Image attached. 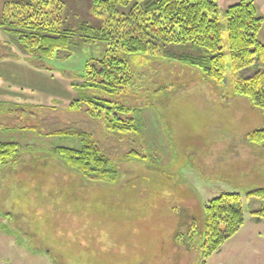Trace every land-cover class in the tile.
Masks as SVG:
<instances>
[{
    "label": "rangeland",
    "instance_id": "obj_1",
    "mask_svg": "<svg viewBox=\"0 0 264 264\" xmlns=\"http://www.w3.org/2000/svg\"><path fill=\"white\" fill-rule=\"evenodd\" d=\"M28 1L0 0V141L19 144L0 165V264H264V214L252 213L264 198L248 196L264 188V140L250 138L264 109L234 88L226 21L241 0L218 2L223 82L181 61L200 49L170 44L126 55L132 73L117 94L88 88L129 108L136 129L124 133L69 106L84 96L88 60L115 55L107 15L96 0H59L54 33L71 43L52 42L49 56L28 45L26 26L3 23L6 8L18 16ZM255 4L264 18V0ZM67 129L92 136L113 179L89 178L54 151L84 145L85 136L53 134ZM228 191L242 194L244 224L204 257L205 206Z\"/></svg>",
    "mask_w": 264,
    "mask_h": 264
},
{
    "label": "trees",
    "instance_id": "obj_2",
    "mask_svg": "<svg viewBox=\"0 0 264 264\" xmlns=\"http://www.w3.org/2000/svg\"><path fill=\"white\" fill-rule=\"evenodd\" d=\"M218 2L219 0H96L95 12L107 15L106 38L109 39L111 48H114L115 55L88 60L85 73L79 75L84 78L83 88L86 90L81 91L84 96L69 105L71 110H81L84 107L82 105H85L88 115L97 121L103 120L104 126L111 131H134L136 124L133 116L127 114L128 107L125 104L119 106L105 97L85 92L91 89L108 96L117 94L124 87L117 86L128 80L130 72L132 73L126 55L154 54L155 50L170 44L190 45L200 49V56L181 55V61L188 66L201 68L209 78L223 82L227 66ZM17 7L20 9H14L13 12H21L18 16H13L6 8L3 23L11 26L20 24V28L26 26L27 35L24 39L34 50L50 56L49 53H53V47H50L52 42L64 39L66 42L71 41L67 39L69 36L54 33L61 21L59 10L62 5L59 0H29ZM226 21L234 88L237 93L264 109V43L258 38L264 26V18L260 15L255 0H241L227 8ZM34 35L42 36L33 40ZM252 67L255 71L246 75V70ZM253 132L250 134L253 142L264 140V129ZM53 134L85 136L86 141L79 149L57 146L54 150L72 168L89 178L103 180L116 176L111 158L90 134L68 129L56 130ZM18 145L0 141V165L15 157ZM136 154L138 153L132 151L129 156ZM251 195L264 198V188L251 190L248 196ZM263 209L252 210V213L261 216L264 214ZM204 213L205 228L201 242L206 257L244 224L245 203L242 194L229 191L223 193L206 204Z\"/></svg>",
    "mask_w": 264,
    "mask_h": 264
}]
</instances>
